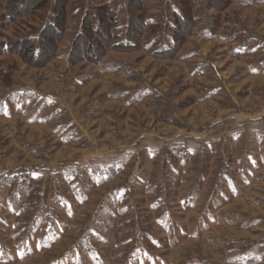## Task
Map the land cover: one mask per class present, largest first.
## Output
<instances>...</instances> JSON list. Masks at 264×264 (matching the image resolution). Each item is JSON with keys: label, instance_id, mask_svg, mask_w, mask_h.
Segmentation results:
<instances>
[{"label": "rangeland", "instance_id": "374dc122", "mask_svg": "<svg viewBox=\"0 0 264 264\" xmlns=\"http://www.w3.org/2000/svg\"><path fill=\"white\" fill-rule=\"evenodd\" d=\"M54 1L0 0V264H264V0H69L45 34Z\"/></svg>", "mask_w": 264, "mask_h": 264}, {"label": "trees", "instance_id": "16d2710c", "mask_svg": "<svg viewBox=\"0 0 264 264\" xmlns=\"http://www.w3.org/2000/svg\"><path fill=\"white\" fill-rule=\"evenodd\" d=\"M41 1H45V0H41ZM68 1L69 0H55L54 1V6H53L54 9H53V13H52L54 20H53V23L50 22V24L44 29L45 34L47 31H50V30L52 31L53 35H59V34L61 35L62 34V32L65 28V25H66V21H67L66 6L68 4ZM106 22H107V20H106V17H104V16H102V18H100V19L98 18L96 20H92V22H89V25H88L89 33H93L94 35H100V33L104 34V32H105L106 36H108L107 39L108 38L111 39L114 36L115 31L112 30L113 29L112 27L107 28V30H106V28H105V30H103ZM182 22H183L182 19L181 20L179 19V23H182ZM177 30H179V29H177ZM135 32H137V31L135 30ZM42 40H43V38H41V35H40L37 37L32 36L27 41V42H31V43L37 41V46L33 51L31 50L30 47L26 48L27 51H29V53L33 54L34 57L39 58L40 56H42V50H41V47H39V44ZM52 41L54 42V39H52ZM20 42H24V40H21ZM129 44H131V43L129 42ZM5 47H6V45L3 46V50H5L7 48V47L6 48ZM21 48H22V46H21Z\"/></svg>", "mask_w": 264, "mask_h": 264}]
</instances>
